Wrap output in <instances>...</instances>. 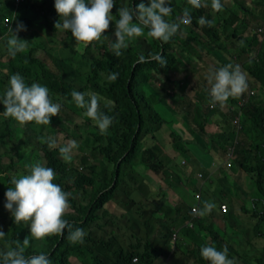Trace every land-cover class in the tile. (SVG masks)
Listing matches in <instances>:
<instances>
[{"label": "trees", "instance_id": "trees-1", "mask_svg": "<svg viewBox=\"0 0 264 264\" xmlns=\"http://www.w3.org/2000/svg\"><path fill=\"white\" fill-rule=\"evenodd\" d=\"M139 2L140 0H125V2L115 0L116 5L112 9L114 20L118 19L117 10L120 7L125 5L135 7ZM143 2L147 5L148 0ZM244 3L241 1L238 4ZM171 5L173 14L170 19L181 16L185 8L191 7L187 0H173ZM243 10L246 13L250 12L247 8ZM253 10L255 16L264 21V0L257 1ZM242 13L243 19L230 33L237 37L235 41H238V44L236 50L227 51L231 52L228 54L231 59L228 63L233 66L239 65L241 71H244L247 83H250L248 85L259 87L260 92L257 91L253 99L248 97L240 107L238 128L226 118V116L229 118L231 113L232 120L237 110L228 108L227 111L222 112L220 105L210 104L209 90L201 88L200 93L196 98L194 96L187 106L183 102L184 95L176 90L178 87L183 90L185 84L190 83L192 75L197 70L196 62L199 56L203 59L205 69L209 66L220 67L215 61L213 62V59L221 58L220 52L215 53V49H225L221 44L213 42L218 32L214 25L202 27L198 23L202 16L212 20V12H206L204 8L192 9L191 25H182L180 32L167 44L161 45V42L148 37L146 29L147 38L145 36L137 38L123 50L120 57H116L111 50L113 42L106 43L105 38L80 50L75 47L76 42L70 31L55 29L54 24L60 18L55 11L54 0H21L17 5L14 4V0H0V84H2L0 97L9 86L10 76L15 73L23 76L29 85L38 83L46 86L54 103L62 104L64 108L70 109L81 118L78 131L83 138H79L80 134L74 130L68 134V138L79 144L78 147H86L89 153L80 157L79 164L65 161L59 152V146L50 149L44 142L48 138L43 137L45 132L40 129L39 132L34 133L32 128L34 122L25 126L19 125L14 119L4 116V106L0 104V221L6 224L0 230L7 232L5 238L0 239V250H7L14 246L16 240L22 242L27 237L30 244L25 254L30 256L44 252L49 255L52 264H73L71 258L79 264H157L156 261L160 258L165 260L170 258V261L172 253L175 255L170 264H186L188 261L189 264H209L200 254L201 245L204 244V246L212 245L217 250L227 247L228 257H232L235 263L238 259L244 261V251L234 246L236 240L231 241L229 238L230 231L246 230V227L239 226L236 216L240 215L231 205L232 195L227 202L222 200L224 196L218 201L216 193H210L208 188L200 186L193 179V172L186 174L184 172L186 167H179L174 159L176 155L170 158L166 153H162L165 145L162 130L169 128V122L171 124L174 120H178L192 134L190 140L180 134L171 133L173 136L171 146L176 154L180 153L184 157L182 164L185 162L190 164L193 158V153L188 147L191 144L205 153L214 151L217 153L219 150L220 155L225 154L230 147L233 148L234 155L230 167L233 165L234 168L230 169L245 172L253 187V198L250 201H242L239 210L248 217L247 223L252 225L253 237L263 240L259 251L257 248L260 246L251 242L255 256L245 261L247 264H264V30L261 33L254 31L242 36L243 29L246 32L249 30L246 13L244 11ZM231 17L237 18L236 15ZM12 18L14 20L9 24ZM5 19L8 22L4 24ZM16 21L26 26V30L19 33L38 26L47 35L49 41H54L53 37L60 35L67 45L54 49L43 43H37L36 46L28 45L24 53H18L14 58L10 57L6 50V42L11 33L7 30L9 27L15 28ZM224 22L226 26L229 25L227 19ZM111 32H105L104 35L108 36ZM226 37L228 38L229 34ZM140 39L147 40L148 48L147 44L144 49L140 47L143 43ZM203 40L210 41L206 43ZM229 42L232 45V41ZM73 44L75 45L72 46ZM173 44L177 48H174ZM39 48H43L44 53L50 55L53 64L48 65L43 57L36 55ZM252 51L254 54L250 56ZM141 53L145 56L149 53H158L167 60V64L160 67L155 61L136 63ZM180 53L187 54L189 59L184 62L180 58ZM224 65L227 64H222ZM177 70L180 71L178 74H183L182 77L172 76ZM111 73L119 74L115 82L108 80ZM165 80L170 84V91L165 88L163 83ZM156 81L160 84L155 85ZM73 90L95 92L114 102L111 110L104 108L101 102V109L114 117V123L107 133L101 134L95 122L84 114L85 109L76 106L71 96ZM166 98H170L171 107L167 104ZM237 100L238 98L230 97L228 106H237ZM205 103L208 104L206 110L203 109ZM165 107L169 108V112L174 108L183 109L186 114L183 119L175 118L171 114H169L170 118H167L162 114ZM190 110L192 115L189 114ZM217 112L224 116L222 130L216 133L206 132V124L213 120ZM62 113L67 114L63 110ZM67 115L66 120L70 122V117L73 115ZM60 122L65 123L61 115L56 119L51 117L50 124L42 126L59 129ZM194 125L200 132L201 140L202 134L209 138L206 144H202L198 134L193 133ZM50 132L52 131L46 134ZM240 132L243 134V139L236 140ZM145 139H150L151 145L146 146ZM100 159L109 163L110 176L100 177L96 174V167L102 161L98 163ZM33 163H41L52 168L56 173L54 183L71 193L69 203L72 211L64 218L73 229L85 230L87 235L83 244L70 243L67 230L63 236L46 237L42 241L35 240L27 230L26 224L17 225L11 214L4 217L9 213L4 208L6 203L4 193L8 187H13L10 180L12 177L18 178L27 174L25 165ZM138 165L150 168L155 174L163 173L165 180L170 178L173 173L170 171L173 170L178 179L201 192L200 210L203 209L204 202H210L216 204L217 212L212 210L204 217L196 213L192 215L190 206L184 202L185 197L189 195L185 190L187 186L184 188L185 185L180 189L182 195L180 202L173 205L161 203L160 206H156L160 198H155L152 204H147L141 191L142 187L138 189L133 186L135 184L133 174ZM223 167L227 168L226 163ZM204 170L206 169H198L206 178L208 173ZM173 175L175 176L174 173ZM232 184L236 186L237 182L234 180ZM248 189H245V192H248ZM119 194L138 202V207L121 206L119 213L108 208L106 205L110 202L114 203V197ZM160 194L164 196L163 193ZM243 197L244 195L242 200ZM220 202L227 203L228 211H220ZM245 202H249L250 205L247 207ZM217 219L223 222L222 227L217 224ZM188 220H191V225L186 224ZM155 229L162 230L159 238L155 237ZM174 230L177 237L172 244L171 236ZM240 232V239L243 242L244 237H250L246 232ZM247 244L252 247L251 244ZM103 250H106L105 253ZM180 255L185 259H180ZM133 257H136V261H132Z\"/></svg>", "mask_w": 264, "mask_h": 264}, {"label": "clouds", "instance_id": "clouds-1", "mask_svg": "<svg viewBox=\"0 0 264 264\" xmlns=\"http://www.w3.org/2000/svg\"><path fill=\"white\" fill-rule=\"evenodd\" d=\"M187 3L191 7L185 8L182 15L175 19H169L173 14L171 0H148L147 5L143 0H140L135 7H120L117 10L118 19H115V40L111 44L113 54L120 57L130 43L145 36V29H147L146 35L161 42V45L169 43L180 32L182 25H191L192 9L209 6L208 0H187ZM115 5V0H54L55 11L60 18L54 27L70 31L76 43H82L87 47L93 42L101 41L102 37L107 38L104 33L114 20L112 9ZM210 6L214 12H220L224 7L221 0H211ZM13 20L14 18L8 23L10 24ZM198 23L202 27L205 25L212 27L214 20L202 16ZM25 30L26 26L19 21H16L15 28L9 27L11 36L7 39L6 50L10 57L14 58L18 53H24L28 48V41L18 36L20 31ZM152 61L159 63L160 67L167 64V60L158 53H149L148 56L141 53L136 63ZM118 75V73H111L108 76L109 82H115ZM206 79L210 85V104L213 106L218 104L222 108L227 105L230 97L239 98L248 86L245 74L239 65L227 64L219 68L209 67ZM71 96L77 107L85 109L84 114L95 122L100 133H107L114 123V117L101 109V102H103L104 108L109 110L114 107V102L108 101L95 92L73 90ZM0 104L4 106V116L14 119L21 126L30 122L37 125H49L50 118L59 116L61 110V105L50 99L49 89L46 86L38 83L29 85L19 73L10 76L9 86L0 97ZM210 104L209 107H211ZM44 142L50 149L58 147L57 141L53 137H48ZM77 147L75 141H69L67 144L59 146V152L65 161L70 162L72 152ZM25 167L28 170L27 174L18 178L12 177L10 183L13 187H8L4 193L6 198L4 208L9 211L14 223L29 225L31 237L38 241H42L46 237L63 236L67 230L70 243L83 244L87 235L85 230L83 228L73 229L72 225L64 218L69 213L71 193L64 191L59 184L54 183L55 171L41 163H33L25 165ZM194 195L193 197L196 199ZM200 198L196 199L199 204ZM193 206L198 207L196 214L200 217L210 214L215 208V204L210 202H205L202 210H199V205H191L190 213L192 215L194 214L191 211ZM226 211H228V205ZM186 224L191 225V220L186 221ZM174 233L176 234V231L172 233V236ZM5 236L6 233L0 230V239ZM172 236L171 243L173 244L177 235L174 240H172ZM29 244V239L25 237L22 242L16 240L14 246L7 250H0V264H52L49 255L44 252L26 255V248ZM200 254L209 264H235V261L228 257L227 247L217 250L212 245L202 246Z\"/></svg>", "mask_w": 264, "mask_h": 264}, {"label": "rangeland", "instance_id": "rangeland-1", "mask_svg": "<svg viewBox=\"0 0 264 264\" xmlns=\"http://www.w3.org/2000/svg\"><path fill=\"white\" fill-rule=\"evenodd\" d=\"M21 1V0H20ZM122 2H125V0H121ZM147 2V0H145ZM173 0H171L172 2ZM175 1V0H174ZM178 1V0H176ZM244 1V4H238L239 2ZM257 1L259 2V0H221V3L224 5L223 10L220 12H214L211 8V0H208V4L209 6L204 8L206 12H212V17L214 20V26L215 29L218 32V36L217 38H215V40L213 42L215 43H219L221 44L225 49H215V53L218 54L221 57L220 59H213V62L215 61V63L217 65H219L220 67L222 66V64H229L228 61L231 60L229 57V53L231 52H227V51H234L237 49L236 44H238L237 37H234L232 35H230L231 31L241 22V20L243 19V11L244 13L245 8H247V10H249V13H246V23H247V28H249V30L246 32L244 31V29L241 31V35L242 36H246V34L251 33V32H259L261 33V31H258V28L263 27L264 28V21L263 19H260V17H258L257 15L255 16L254 14V10L253 8H255V4L257 3ZM128 7V5H125ZM259 13V12H257ZM231 15H236L237 18L233 19L231 17ZM242 17V18H241ZM170 19V18H169ZM228 21L229 25L226 26L224 20ZM227 23V24H228ZM237 29V28H236ZM114 30H115V20H113V22H111L109 29L106 31V33L111 32L110 35L107 36L106 39V43H112L115 40V36H114ZM146 30V29H145ZM7 32L9 33V29L7 30ZM6 32V33H7ZM200 32V31H199ZM229 34V37L227 38L226 35ZM261 35V34H260ZM19 38L23 39V40H27L28 41V45H34L36 46L37 43H43L46 46H50L52 48L55 49V47H66L67 43H65V41L63 39H61V36H54L53 40L54 41H49L47 39V35H45L44 32H42V30L38 27H31L28 31L24 32V33H18ZM146 37V35H145ZM104 38V37H102ZM101 38V39H102ZM147 38V37H146ZM143 43L140 45V47L142 49L145 48L146 44H147V48H148V43L146 39H140ZM232 41V45L229 41ZM206 43L209 42L210 40H203ZM75 44H73L72 46H74ZM78 49L82 50L85 46L82 43H76V46ZM174 48H177L176 46H174ZM146 48V49H147ZM255 47H254V51H255ZM254 51H252L250 53V56H252L254 54ZM36 55L38 57H43L45 60V63H47L48 65L53 64L52 63V58L50 57V55L45 54L44 53V49L43 48H39L36 52ZM204 55V52H203ZM249 55V54H248ZM180 58L185 62L189 59V56L185 53H180ZM203 59L199 56V58L197 59L196 65L197 66V70L194 72V74L191 77L190 83L185 84V87L182 89H180L179 87L176 89L178 90L182 95H184V105L187 106L190 100H193L194 96L196 98V95L198 93H200V89H207L209 90L210 85L207 82V72L209 67H207L206 69L203 67ZM214 63V64H215ZM235 64V62H232ZM195 65V66H196ZM232 65V64H231ZM212 67V66H211ZM178 72L180 73L179 70H177L176 72L172 73V76L174 77L175 75H177V77H182L183 74H178ZM244 73V71H242ZM155 85L160 84L159 81L155 82ZM165 85V88L170 91V84L169 82H167L166 80L163 82ZM250 83H247V85ZM2 84H0L1 86ZM252 90L253 93H249V91ZM260 92L259 87H252L251 85L247 86L246 91L239 97V98H246L249 94V99H253V97H255V95ZM171 96H173V93L171 92ZM238 98V99H239ZM166 102H168L167 104L171 107V100L170 98H166L165 99ZM246 102V101H245ZM245 102L242 103H236L237 106L234 105L229 107L228 104L229 102H227V105L224 106L223 108L221 107L220 110L222 112H225L228 110V108L231 110H237L236 114L233 116V118L238 117L240 119L241 116V112H240V107L242 104H244ZM58 103V102H56ZM61 105V110L59 115H61L64 120L65 123L60 122L58 123V128L56 129L54 128H46L43 127L42 125H37V124H31L32 128L34 130V133L36 134L37 132L40 131V129L45 132L43 137H53L56 141H57V145H64L67 144L69 141H74L71 138H68V134L74 130L75 132H77L79 130V126H80V122H81V118L74 112H72L70 109L64 108V106L62 104ZM175 107V106H174ZM208 108V104L205 103L203 105V109L206 110ZM62 110L67 113V114H72L73 116H71V121L68 122L66 120V117L68 116L67 114L62 113ZM163 110V109H162ZM1 111V109H0ZM171 112V111H170ZM169 112V108L165 107V110L162 111V114L167 117L170 118V115H173L175 118H179V119H183V117L186 114V111L183 109H175L170 113ZM189 114L192 115L191 110L189 111ZM58 116H53V119H56ZM228 121H231V113H229V118L228 116H226ZM169 122V121H168ZM224 123V116L223 114H221L220 112L216 113V116L213 117V120H211V122H208L205 126V131L209 132V133H216L218 130H222V125ZM57 126V125H56ZM193 126V124H192ZM195 126V125H194ZM53 129V130H51ZM48 131H52L48 134H46V132ZM31 132V131H30ZM172 132H174L175 134H180L182 136H184L185 138L188 139H192V134L191 131H189L187 128H185L183 126V124L178 121V120H174L171 124L169 122V128L168 129H163L162 130V137L164 139L165 145L163 146V152L162 153H166L170 158L174 157L175 155V162L179 165V167H186L184 172H186V174H189L191 172H193L194 176L193 179L196 180V182H198V184L201 186L203 185L204 187L209 189L210 193H216V196L218 197L217 200L220 201V197H223L222 200L223 201H228L229 196L232 195L231 197V205L237 209V212L240 216H236L239 226H244L246 227L245 231H239L240 233L242 232H246V234H248L250 237L246 238L244 237V242L240 239L241 235L239 234V232H231L229 234V238L231 241L236 240L237 242H234V246H237L240 250L244 251V261H242V259H238L237 262L235 264H247L245 260H248L252 257L255 256V251L253 248V245H257L260 246L257 248V251H259L262 248V243L263 240L262 238H258V237H253L254 235L252 234V230L251 224H248V217L246 216L245 213H243L242 211L239 210V205L242 201H250L251 198H253V187L250 184V181L248 179V175L245 172L242 171H238V169L236 170H231L230 168H234L233 165H231L232 167H230V165H227V162H229V164L232 163V159H233V153L231 154V156L229 157L228 155V150L225 154H221L220 155V151L218 150L217 153L215 152H211V153H205V151L199 149L196 145H189L188 147L190 148V150L193 153V158H191V162L190 164H187L186 162L184 164H182L184 161V157L182 156V154H176V152L173 150L172 146H171V140L172 137L171 136ZM78 133L80 134V132L78 131ZM193 133L196 135L198 134V138L200 139V141L202 142V144H206L208 142V139L206 138L205 134H202V140H201V136H200V132L196 129V126L194 127ZM79 138H83L80 134V136H78ZM243 139V134L240 132L238 133V136L236 138V140H242ZM145 145H151V140L150 139H145L144 140ZM160 143V140L158 141ZM79 145V144H77ZM156 145H158L160 147L159 144L156 143ZM88 150L87 148H80L77 147L76 149L73 150L72 152V156H71V161L74 164H79L80 162V157L82 155H88ZM220 155V156H219ZM223 155V156H222ZM222 156V158H221ZM102 159H100L98 161V163L101 161ZM225 163L227 165V168H224L223 166H225ZM199 165H203V166H199ZM78 166H82V165H78ZM205 168L206 170H204L206 173H208V177L204 178L200 172L198 171V169ZM188 170V171H187ZM170 172H173L175 174V176L173 175V173L170 175V178L167 180H165V175L163 173H158L155 174L153 171H151L150 168H145L143 165H138L135 168V172L133 174V178L135 180V184L133 185L134 187H138V189H140L142 187V193L144 195V198L146 200L147 204H152V202H154L155 198H160L157 202H156V206H160L161 203H167L170 205H173L175 203L180 202L181 200V194H180V189L183 185L186 192L189 194L187 197H185V203L188 206L191 205H199V210H200V204L199 202L194 199L193 194H200L201 197V192L199 190H194L190 184L184 183L183 181H181L180 179L177 178L176 173L171 170ZM96 174L101 176H110L111 175V169L109 166V163L106 162L105 160H102L100 162L99 165H97L96 167ZM235 180V182H237L236 186H233V181ZM167 181H169V183H167ZM197 184V183H196ZM195 184V185H196ZM249 188V189H248ZM245 189H248V192H245ZM227 190V193H226ZM194 192V193H193ZM160 193H163L164 196H162ZM252 193V194H250ZM242 195H244L243 200H242ZM156 196V197H155ZM78 197V196H76ZM113 202L108 203L106 206L108 208H110L111 210H113L116 213H119L121 211V206L124 208H136L138 207V202L136 201H131L130 199L127 198V196L123 195V194H119L118 196L114 197ZM226 202H223L226 204ZM144 203V202H143ZM221 203V202H220ZM205 202L203 203V208H204ZM245 205L248 207L250 205L249 202H245ZM216 207V204H215ZM213 210H215V212H217V210L214 208ZM72 211V207H70L69 212ZM10 213H7L4 217H7ZM145 214H148V212H145ZM160 216V213L158 214ZM157 215V216H158ZM216 216V215H214ZM217 224L222 227L223 226V222L220 219H217ZM5 223L3 221H0V228L5 227ZM157 229V228H156ZM156 229L154 230L155 233V237L159 238L160 234L162 232V230L160 231H156ZM27 230H29V225H27ZM156 231V232H155ZM175 231V230H174ZM7 234V232H6ZM251 244L252 247H249V245L247 243ZM252 242V243H251ZM204 246V244L201 245V247ZM253 251H252V250ZM106 250H103V252L105 253ZM175 253H172L171 255V260L173 261V257H174ZM110 256V253H109ZM231 257V256H230ZM166 258V257H165ZM232 258V257H231ZM230 258V259H231ZM170 258H168V260H165L164 258H160L159 260H157V264H170L171 260L169 261ZM180 259H185L184 256L180 255ZM233 259V258H232ZM71 262L73 264H79L78 261H76L74 258H71ZM188 263V262H187ZM191 264H195V263H191Z\"/></svg>", "mask_w": 264, "mask_h": 264}, {"label": "built area", "instance_id": "built-area-1", "mask_svg": "<svg viewBox=\"0 0 264 264\" xmlns=\"http://www.w3.org/2000/svg\"><path fill=\"white\" fill-rule=\"evenodd\" d=\"M18 2H20V0H14V4H15V5H17ZM7 22H8V21L5 19V20H4V24L7 23ZM263 30H264V29L261 28V27L258 28V31H263ZM250 92L253 93L252 90H250L249 93H250ZM248 96H249V94H248ZM248 96H247V97H248ZM247 97H246V98H243V97H242V98L238 99V100H237V103L245 102V101L247 100ZM242 105H243V104H242ZM242 105H241V106H242ZM238 121H239V118H238V117H235V118H233V120H232V122H233L234 124H236L237 127L239 128ZM232 149H233L232 147H230V148L228 149V155H229V157H230L231 154H232V151H233ZM227 165H228V166L230 165L229 162H227ZM194 196H195L196 199H198V198L200 197V194L197 193V194H195ZM197 209H198L197 206H193V207L191 208L192 213H196ZM220 210H221V212H225V211L227 210V205L224 204V203H222V204L220 205ZM175 237H176V234L174 233L173 236H172V240H174ZM132 261H136V257H133V258H132Z\"/></svg>", "mask_w": 264, "mask_h": 264}, {"label": "crops", "instance_id": "crops-1", "mask_svg": "<svg viewBox=\"0 0 264 264\" xmlns=\"http://www.w3.org/2000/svg\"><path fill=\"white\" fill-rule=\"evenodd\" d=\"M218 131H219V130H218ZM218 131H217V132H218ZM189 262H190V261H188V263H186V264H189Z\"/></svg>", "mask_w": 264, "mask_h": 264}]
</instances>
